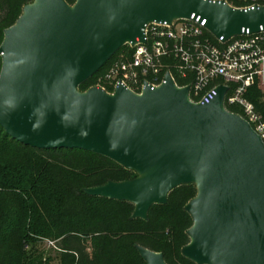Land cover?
<instances>
[{
	"label": "water",
	"instance_id": "95a60500",
	"mask_svg": "<svg viewBox=\"0 0 264 264\" xmlns=\"http://www.w3.org/2000/svg\"><path fill=\"white\" fill-rule=\"evenodd\" d=\"M201 17L224 42L264 27V7L240 10L205 0H33L0 47V125L42 151L81 150L137 177L85 189L135 206L134 219L194 185L193 220L182 256L194 264H264V142L224 107L226 87L209 104L190 100L170 74L142 94L119 85L82 92L125 46L145 43L151 23ZM146 264H168L137 246Z\"/></svg>",
	"mask_w": 264,
	"mask_h": 264
},
{
	"label": "trees",
	"instance_id": "16d2710c",
	"mask_svg": "<svg viewBox=\"0 0 264 264\" xmlns=\"http://www.w3.org/2000/svg\"><path fill=\"white\" fill-rule=\"evenodd\" d=\"M32 1L0 0V47L5 31ZM65 1L74 5L77 0ZM127 51L125 46L80 90L96 87ZM263 89L258 80L248 97L264 115ZM136 177L94 153L24 146L0 125V264H42L43 254L36 249L41 240L55 243L60 264H146L137 246L164 254L168 264H194L182 256L193 226L185 207L197 195L194 185L174 190L167 205L151 209L147 221L133 218L132 204L84 193Z\"/></svg>",
	"mask_w": 264,
	"mask_h": 264
},
{
	"label": "built area",
	"instance_id": "2783aa9c",
	"mask_svg": "<svg viewBox=\"0 0 264 264\" xmlns=\"http://www.w3.org/2000/svg\"><path fill=\"white\" fill-rule=\"evenodd\" d=\"M205 1L240 10L264 7V0ZM206 25V20L201 22V17L195 16L171 25H147L145 43L138 40L135 46L128 44L129 51L111 63L96 87L115 91L123 85L142 94L146 84L161 87L170 74L179 88L190 87V100L196 104H209L218 89L226 87L225 109L246 120L264 142V115L248 97L258 80L264 84V27L224 42L214 37ZM50 244L55 248V243Z\"/></svg>",
	"mask_w": 264,
	"mask_h": 264
},
{
	"label": "rangeland",
	"instance_id": "374dc122",
	"mask_svg": "<svg viewBox=\"0 0 264 264\" xmlns=\"http://www.w3.org/2000/svg\"><path fill=\"white\" fill-rule=\"evenodd\" d=\"M71 6H73V5H71ZM106 90L108 93H112L114 91L111 88H108ZM82 92H86V91H82ZM36 249H38L40 254H43V263L42 264H60L59 253L54 248V246H52V244H50V242L48 240L39 241Z\"/></svg>",
	"mask_w": 264,
	"mask_h": 264
}]
</instances>
